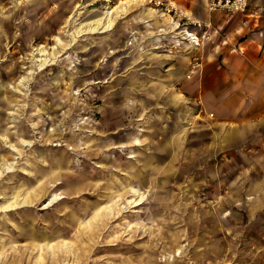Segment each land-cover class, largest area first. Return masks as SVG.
<instances>
[{
	"label": "rangeland",
	"instance_id": "1",
	"mask_svg": "<svg viewBox=\"0 0 264 264\" xmlns=\"http://www.w3.org/2000/svg\"><path fill=\"white\" fill-rule=\"evenodd\" d=\"M91 2L0 0V264H264V149L163 119L135 146L104 81L138 70L99 66L128 19L71 37ZM40 47L58 51L44 67Z\"/></svg>",
	"mask_w": 264,
	"mask_h": 264
},
{
	"label": "crops",
	"instance_id": "2",
	"mask_svg": "<svg viewBox=\"0 0 264 264\" xmlns=\"http://www.w3.org/2000/svg\"><path fill=\"white\" fill-rule=\"evenodd\" d=\"M123 1L131 0H92L87 6L102 2L106 11ZM150 1L137 0V6H126L116 19H128L123 23L124 38L104 45L103 65L98 63L108 67L118 52V68L135 66L140 72L132 79L112 73L104 81L108 105L115 101L121 115L133 113L135 117L139 135L135 138L140 139L138 143L134 140V145L143 142V134L158 130L163 119L168 122L162 125L174 130L180 125L183 133L212 123L211 137L217 150L241 144L264 149V0H249L246 13L232 15L210 14L209 0H162L212 25L210 40L200 48L173 50L172 54L171 43L158 33L168 20L159 18L156 11L148 13ZM78 7L70 19H75ZM103 10L94 8L88 19ZM132 21L136 25L128 29L126 25ZM160 41L166 44L164 48ZM88 49L99 51L95 42ZM197 57V68L191 73Z\"/></svg>",
	"mask_w": 264,
	"mask_h": 264
},
{
	"label": "built area",
	"instance_id": "3",
	"mask_svg": "<svg viewBox=\"0 0 264 264\" xmlns=\"http://www.w3.org/2000/svg\"><path fill=\"white\" fill-rule=\"evenodd\" d=\"M248 3L249 0H209L208 11L210 14L221 12L230 15L244 14L247 11ZM149 5L150 9L156 11L159 18L168 20L166 27L161 28L158 33L161 39L164 38L163 40L171 43V54L175 50H196L201 47L204 41L210 40L208 31L212 27L211 22H203L194 18L170 2L151 0ZM132 42L130 41L129 45H132ZM165 46L166 44L160 41V47L164 48ZM197 60L198 57L195 59L191 73L197 68Z\"/></svg>",
	"mask_w": 264,
	"mask_h": 264
},
{
	"label": "bare ground",
	"instance_id": "4",
	"mask_svg": "<svg viewBox=\"0 0 264 264\" xmlns=\"http://www.w3.org/2000/svg\"><path fill=\"white\" fill-rule=\"evenodd\" d=\"M129 5V7H133V6H137L138 2L137 0H131V1H123L120 2L117 6L111 8L110 10L106 11L105 13H100L95 15L93 19L88 20L87 22L78 24L77 28L72 32V36L73 38H75L76 36H81L84 33H90V34H96V33H106L112 30L113 26L115 25V21L117 18H119L120 14H122L123 12H125L126 10V6ZM175 5V4H174ZM155 11L152 10H148V13L151 14ZM114 14V15H113ZM154 14V13H153ZM145 19V18H144ZM160 20V19H159ZM163 20V19H162ZM161 21V20H160ZM161 25V24H160ZM57 46L62 45V41L60 39H57ZM57 47L53 48V52L52 53H48L46 50H44V48L40 47L39 49V54L42 58H39L37 61L40 62L39 67H44L46 64L52 63V60L56 57L57 55ZM46 56V57H45ZM48 56V57H47ZM143 134V133H142ZM139 136V135H138ZM143 137V136H142ZM177 137V136H176ZM179 137V136H178ZM139 139L135 138V143L139 142ZM143 139V138H142ZM145 142V141H144ZM143 143V142H142ZM137 145V144H136ZM45 189V187H44ZM127 189V188H124ZM130 191L132 192H136L137 190H135L134 188H128ZM45 192V190H44ZM43 197V196H42ZM56 198V196H55ZM16 201L8 206H4L2 207L3 210L5 209H12L15 208L16 206H18V202L17 199L18 197H15ZM37 200V199H36ZM33 202L30 199H25L23 202L19 203V205H23L24 206H29L31 205ZM104 208V207H103ZM101 208V209H103ZM107 209V208H106ZM99 216L97 215L95 217V219H97ZM53 249V248H52ZM82 258V257H81ZM57 260V259H56ZM55 260V261H56Z\"/></svg>",
	"mask_w": 264,
	"mask_h": 264
}]
</instances>
